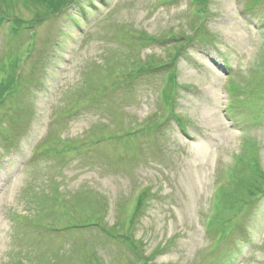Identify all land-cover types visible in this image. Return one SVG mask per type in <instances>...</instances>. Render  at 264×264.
<instances>
[{
    "label": "rangeland",
    "instance_id": "rangeland-1",
    "mask_svg": "<svg viewBox=\"0 0 264 264\" xmlns=\"http://www.w3.org/2000/svg\"><path fill=\"white\" fill-rule=\"evenodd\" d=\"M0 8V264H264V0Z\"/></svg>",
    "mask_w": 264,
    "mask_h": 264
},
{
    "label": "trees",
    "instance_id": "trees-1",
    "mask_svg": "<svg viewBox=\"0 0 264 264\" xmlns=\"http://www.w3.org/2000/svg\"><path fill=\"white\" fill-rule=\"evenodd\" d=\"M24 2L25 3L31 2L37 5L39 8L44 10V14L38 13L39 18L37 19L36 22L39 23V21H43L46 18H49L51 16L55 17L59 15L66 8L70 7L72 3L74 2V0H24ZM203 3L205 4V2ZM0 15L4 17H8V18H13L14 21L16 22L17 27H19V25L23 22L20 19L12 17L11 14H9L6 11H3L1 8H0ZM14 71L17 74V71L16 70ZM6 87L8 89L9 87H11V84L9 83V85H7ZM7 89L4 90L3 94L9 92V90ZM0 102H2V98H0ZM248 166L250 169L249 171L250 174L248 176H239V179L238 177L237 179L236 177L233 179L232 184L235 182V188H233L234 190L229 191L227 189H224L223 192L222 191L220 192V195H222L223 200H226V201L230 200L232 202L234 199L238 198L239 202L243 204L246 202L247 199H244L245 197L241 196L242 193L247 192L246 196L250 195L252 198L256 194H258V192H261L260 188L264 187V183L262 184L261 180L264 179V177L262 178V177L257 176V174L260 173L257 165H253L252 167L251 165H248ZM140 200L138 201V204H140ZM137 208H139V205L137 206ZM212 229H211V232H212Z\"/></svg>",
    "mask_w": 264,
    "mask_h": 264
}]
</instances>
